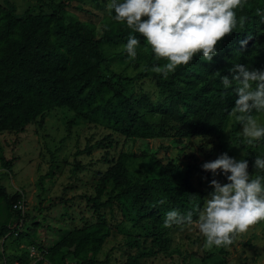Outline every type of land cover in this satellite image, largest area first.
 Instances as JSON below:
<instances>
[{"label":"trees","instance_id":"obj_1","mask_svg":"<svg viewBox=\"0 0 264 264\" xmlns=\"http://www.w3.org/2000/svg\"><path fill=\"white\" fill-rule=\"evenodd\" d=\"M65 5L60 1L53 13H27L22 17L0 6V134L15 137L9 158L3 154L0 144V166L8 172L19 161V156L14 154L16 138L25 133L33 120L55 108L66 107L75 118L88 122L104 119L127 138H163L168 129L182 127L188 129L184 136L218 137L236 98L232 86L223 89L220 76L231 79L228 69L236 62L250 64L255 69L264 68V20L256 12L264 8V0H242L236 9L237 27L220 38L217 53L210 61L197 53L186 65L178 66L167 75L158 70L166 58L157 57L142 34L133 32L126 22L110 21V28L96 37L92 27L76 19L64 23ZM130 34L137 36L138 46L146 49L143 69L129 78L119 76L113 82L104 72L112 62L106 50L125 45ZM120 56L121 53H114L115 58ZM144 79L153 80L161 100L152 102L146 96L131 99L116 88L124 80ZM153 114H159L158 123L147 117ZM252 147L264 151V137L255 140ZM112 148V139L105 136L88 141L75 152L78 156L105 151L103 161L108 166L100 173L95 195L86 198L97 221L70 230L49 247L38 244L44 260L52 264H65L69 259L79 264H104L95 257L110 236L101 209L110 208L114 203L128 205L138 216L158 220L159 208L147 206L150 184L179 206L190 210L198 204L203 208L201 192L189 181L191 172L199 169L197 165L186 166L185 177L177 184L173 173L182 167L151 158L147 166L151 177L142 183L130 184L128 155L120 152L116 158H109L108 150ZM254 157L252 149H248L245 159L249 164ZM248 171L252 177L264 175V171L251 166ZM21 202V194L10 195L0 185V248L10 239L26 236L20 231L24 220L22 210L15 207ZM236 235L226 246L235 242ZM0 255L4 259L8 257L3 249ZM219 264H225V260Z\"/></svg>","mask_w":264,"mask_h":264},{"label":"rangeland","instance_id":"obj_2","mask_svg":"<svg viewBox=\"0 0 264 264\" xmlns=\"http://www.w3.org/2000/svg\"><path fill=\"white\" fill-rule=\"evenodd\" d=\"M60 1L66 4L62 12L64 23L76 19L92 27L96 37L110 28V21L121 22L114 19L111 0H0V6L22 17L27 13H53L58 10L56 5ZM106 52L112 57V62L104 72L112 77L113 82H117L119 76L129 78L143 69L146 49L140 46H137L135 58L128 56L124 44L113 46ZM115 52L121 56L115 58ZM247 67L252 69L250 64ZM116 88L131 99L146 96L152 102L161 100L151 79L124 80ZM254 115L264 123V112ZM147 117L154 123L161 120L159 114ZM186 131L187 127H182L168 129L163 138H127L106 120L88 122L77 119L66 107L55 108L33 120L25 133L16 138L18 144L14 147V154L19 156V161L10 172L0 166V185L8 194L22 196L24 220L20 231L26 234L20 239L8 240L0 248L8 256L4 259L0 255V264L14 260L26 263L25 248L28 246L42 244L49 247L70 230L97 221L86 198L95 195L100 173L108 165L103 161V150H95L91 155H75L88 141L110 136L113 148L108 150V157L116 158L120 152L128 155L126 167L130 184L142 183L151 177L147 174L151 158L182 167L173 173L177 184L183 181L186 166L197 165L199 169L191 172L189 181L201 192L202 206L204 197L211 191L209 181L226 182V177L219 170L215 174L204 170L201 167L204 162L223 152L237 159L245 158L248 149H252L255 156L264 152L254 149V142L248 143L241 125L231 113L218 137L184 136ZM14 139L11 134H0L3 154L8 158ZM250 166L253 168L252 163L248 168ZM149 192L147 206L159 208L158 220L140 217L128 205L114 203L110 208L101 209L110 236L96 254L97 260L104 264H219L224 259L225 264H264V220L250 225L245 232L237 233L231 246L207 247L195 224L197 213L193 208L190 209L193 210L192 224L165 226L166 211L175 208L185 213L189 209L175 204L154 184L149 185ZM18 244L24 249H18Z\"/></svg>","mask_w":264,"mask_h":264},{"label":"clouds","instance_id":"obj_3","mask_svg":"<svg viewBox=\"0 0 264 264\" xmlns=\"http://www.w3.org/2000/svg\"><path fill=\"white\" fill-rule=\"evenodd\" d=\"M241 3L242 0H111L110 8L115 20L126 22L133 32L142 34L157 57L166 58L158 70L167 75L186 65L197 53L210 61L217 53L220 38L237 27L236 9ZM256 12L264 20V8ZM139 43L137 36H128L124 49L129 57L137 56ZM228 71L231 79L223 75L220 82L223 89L232 86L235 93L230 112L248 143H253L264 137V123L253 114L264 112V68L250 69L236 62ZM248 166L247 159H237L227 152L201 165L213 174L219 170L226 177L224 183L210 180L211 191L204 197L203 208L198 204L193 207L197 213L195 224L207 247L226 246L235 234L264 220V175L252 177ZM252 166L264 171V152L254 157ZM193 210L166 211L164 225L192 224Z\"/></svg>","mask_w":264,"mask_h":264},{"label":"built area","instance_id":"obj_4","mask_svg":"<svg viewBox=\"0 0 264 264\" xmlns=\"http://www.w3.org/2000/svg\"><path fill=\"white\" fill-rule=\"evenodd\" d=\"M15 207H17V209L19 210H22V203L16 205ZM17 248L20 250L24 249L23 245H18ZM25 254L27 258L26 263H20L18 260H14L10 264H36V262H41V264H52L48 262L47 260H44L41 252L38 250L37 247L33 245L25 248ZM65 264H79V263L69 259L65 262Z\"/></svg>","mask_w":264,"mask_h":264}]
</instances>
